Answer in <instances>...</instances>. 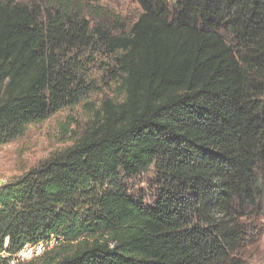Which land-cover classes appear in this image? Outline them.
I'll use <instances>...</instances> for the list:
<instances>
[{
    "label": "trees",
    "instance_id": "obj_1",
    "mask_svg": "<svg viewBox=\"0 0 264 264\" xmlns=\"http://www.w3.org/2000/svg\"><path fill=\"white\" fill-rule=\"evenodd\" d=\"M134 1L119 31L76 0H0V146L89 98L98 54L117 89L74 145L0 186V264L52 238L29 264H248L264 219V0ZM150 169L146 203L129 182Z\"/></svg>",
    "mask_w": 264,
    "mask_h": 264
},
{
    "label": "rangeland",
    "instance_id": "obj_2",
    "mask_svg": "<svg viewBox=\"0 0 264 264\" xmlns=\"http://www.w3.org/2000/svg\"><path fill=\"white\" fill-rule=\"evenodd\" d=\"M14 1L28 5L48 4V0ZM77 4L84 14L97 9L102 11L101 14H109L107 20L110 21V27L119 31L129 28L142 13V9L134 0H76ZM90 20L92 24L101 21L94 14ZM95 59L96 63L90 67L89 77L94 85V92L89 98L78 106L63 109L40 124L29 126L23 136L0 146V186L74 145L86 130L94 113L99 110L101 101L106 98L115 99L117 89L107 71L111 67V60L101 54L96 55ZM153 178V169L134 178L129 182L131 193L142 196L146 203L153 202ZM257 224L261 228V234L254 236L247 246L245 258L248 264H264V219L257 220Z\"/></svg>",
    "mask_w": 264,
    "mask_h": 264
},
{
    "label": "built area",
    "instance_id": "obj_3",
    "mask_svg": "<svg viewBox=\"0 0 264 264\" xmlns=\"http://www.w3.org/2000/svg\"><path fill=\"white\" fill-rule=\"evenodd\" d=\"M5 247H8V239L6 240ZM59 245L58 240L52 238L47 244L41 242L40 244H31L28 243L13 256L8 254H1L3 257L10 258L9 264H28L31 261L41 257L46 251L55 249Z\"/></svg>",
    "mask_w": 264,
    "mask_h": 264
}]
</instances>
